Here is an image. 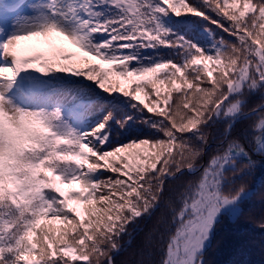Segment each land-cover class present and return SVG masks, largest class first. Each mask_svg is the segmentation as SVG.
Instances as JSON below:
<instances>
[{
  "label": "snow or ice",
  "instance_id": "1",
  "mask_svg": "<svg viewBox=\"0 0 264 264\" xmlns=\"http://www.w3.org/2000/svg\"><path fill=\"white\" fill-rule=\"evenodd\" d=\"M256 157L264 0H0V264H205Z\"/></svg>",
  "mask_w": 264,
  "mask_h": 264
},
{
  "label": "trees",
  "instance_id": "2",
  "mask_svg": "<svg viewBox=\"0 0 264 264\" xmlns=\"http://www.w3.org/2000/svg\"><path fill=\"white\" fill-rule=\"evenodd\" d=\"M255 171L245 177L244 183L254 194L243 205L238 218L224 217L215 228L211 244L204 254L205 264H264V160L256 157ZM166 212L158 209L151 219L142 223L126 238L122 251L115 256L116 264H148L158 258L150 237ZM128 240H130L128 242Z\"/></svg>",
  "mask_w": 264,
  "mask_h": 264
},
{
  "label": "rangeland",
  "instance_id": "3",
  "mask_svg": "<svg viewBox=\"0 0 264 264\" xmlns=\"http://www.w3.org/2000/svg\"><path fill=\"white\" fill-rule=\"evenodd\" d=\"M30 2H33V0H30ZM231 219H234V218H232V217H230Z\"/></svg>",
  "mask_w": 264,
  "mask_h": 264
}]
</instances>
